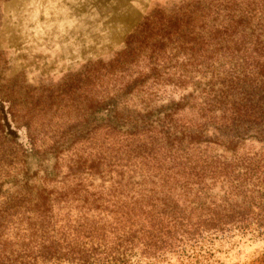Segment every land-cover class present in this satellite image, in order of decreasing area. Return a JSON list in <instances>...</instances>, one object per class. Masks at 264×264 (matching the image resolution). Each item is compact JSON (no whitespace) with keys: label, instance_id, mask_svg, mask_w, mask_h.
<instances>
[{"label":"trees","instance_id":"16d2710c","mask_svg":"<svg viewBox=\"0 0 264 264\" xmlns=\"http://www.w3.org/2000/svg\"><path fill=\"white\" fill-rule=\"evenodd\" d=\"M87 72L90 129L62 154L51 186L7 144L16 137L7 116L22 111L0 100V264L118 262L139 237L162 245L204 227L177 214L205 184L252 174L221 172L213 152L264 145V0L158 8ZM23 112L27 122L35 114ZM185 183L197 187L191 202Z\"/></svg>","mask_w":264,"mask_h":264},{"label":"rangeland","instance_id":"374dc122","mask_svg":"<svg viewBox=\"0 0 264 264\" xmlns=\"http://www.w3.org/2000/svg\"><path fill=\"white\" fill-rule=\"evenodd\" d=\"M190 1L0 0V100L7 101L5 108L13 103L22 111L8 114L16 137H7L6 142L22 152L42 187L57 180L62 154L88 135L90 64L118 52L147 14L161 7L177 9ZM31 109L35 114L30 121L20 119L23 110ZM243 149L221 152L216 148L213 154L225 164L221 172L248 167L249 179L240 178L229 187L220 176L214 186L205 184L204 195L190 208L183 206L185 213L177 214L204 227L182 236L172 231L162 245L145 246L139 237V243L133 240L118 262L84 264H264V145L251 141ZM188 189L191 202L197 187ZM181 195L176 189L172 198L180 200ZM203 219L223 226H209ZM49 264L82 263L55 260Z\"/></svg>","mask_w":264,"mask_h":264}]
</instances>
